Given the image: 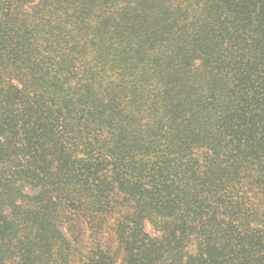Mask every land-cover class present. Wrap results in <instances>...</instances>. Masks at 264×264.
<instances>
[{"label":"trees","instance_id":"trees-1","mask_svg":"<svg viewBox=\"0 0 264 264\" xmlns=\"http://www.w3.org/2000/svg\"><path fill=\"white\" fill-rule=\"evenodd\" d=\"M111 220L121 264H264V0H0V264H117Z\"/></svg>","mask_w":264,"mask_h":264},{"label":"rangeland","instance_id":"rangeland-1","mask_svg":"<svg viewBox=\"0 0 264 264\" xmlns=\"http://www.w3.org/2000/svg\"><path fill=\"white\" fill-rule=\"evenodd\" d=\"M112 220L106 224L103 225L102 230L98 231V234L95 236L96 240L100 245L107 250L111 255L115 256L117 260V264H121L122 261V251L119 248L117 239L112 232ZM67 237L70 239L68 233L66 230H64ZM82 234L79 238L78 245H76L75 248V254L72 258L73 263L72 264H79V260L81 258V252L85 251V246H89L90 241V231L84 227L82 230ZM146 231L153 237H157L158 234L155 232L154 228L150 224H146ZM10 264V263H9Z\"/></svg>","mask_w":264,"mask_h":264}]
</instances>
